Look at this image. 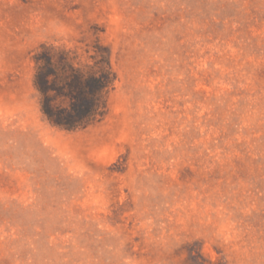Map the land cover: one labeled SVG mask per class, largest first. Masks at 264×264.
<instances>
[{"label": "rangeland", "instance_id": "rangeland-1", "mask_svg": "<svg viewBox=\"0 0 264 264\" xmlns=\"http://www.w3.org/2000/svg\"><path fill=\"white\" fill-rule=\"evenodd\" d=\"M42 43L116 73L52 125ZM0 264H264V0H0Z\"/></svg>", "mask_w": 264, "mask_h": 264}, {"label": "trees", "instance_id": "trees-1", "mask_svg": "<svg viewBox=\"0 0 264 264\" xmlns=\"http://www.w3.org/2000/svg\"><path fill=\"white\" fill-rule=\"evenodd\" d=\"M65 47L42 43L33 54V84L46 119L64 129L85 128L100 121L116 73L104 50L91 66L76 61Z\"/></svg>", "mask_w": 264, "mask_h": 264}]
</instances>
